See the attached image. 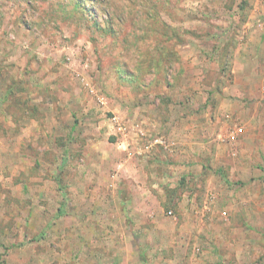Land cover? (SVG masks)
<instances>
[{
  "label": "rangeland",
  "instance_id": "obj_1",
  "mask_svg": "<svg viewBox=\"0 0 264 264\" xmlns=\"http://www.w3.org/2000/svg\"><path fill=\"white\" fill-rule=\"evenodd\" d=\"M0 264H264V0H0Z\"/></svg>",
  "mask_w": 264,
  "mask_h": 264
},
{
  "label": "built area",
  "instance_id": "obj_2",
  "mask_svg": "<svg viewBox=\"0 0 264 264\" xmlns=\"http://www.w3.org/2000/svg\"><path fill=\"white\" fill-rule=\"evenodd\" d=\"M113 120H114V122H115V124H116L115 126H116V130H117V132H118V133L121 132V130H122L121 125H120L119 123L116 122V119H115V118H114Z\"/></svg>",
  "mask_w": 264,
  "mask_h": 264
}]
</instances>
